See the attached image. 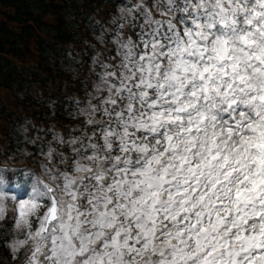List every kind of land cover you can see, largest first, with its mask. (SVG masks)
<instances>
[{
    "label": "snow or ice",
    "instance_id": "6c2138e0",
    "mask_svg": "<svg viewBox=\"0 0 264 264\" xmlns=\"http://www.w3.org/2000/svg\"><path fill=\"white\" fill-rule=\"evenodd\" d=\"M97 39L83 123L29 188L0 168L13 259L264 264V0H136Z\"/></svg>",
    "mask_w": 264,
    "mask_h": 264
},
{
    "label": "trees",
    "instance_id": "16d2710c",
    "mask_svg": "<svg viewBox=\"0 0 264 264\" xmlns=\"http://www.w3.org/2000/svg\"><path fill=\"white\" fill-rule=\"evenodd\" d=\"M106 2L107 0H62L60 4H54L53 0H51L48 4L44 0H5V5L12 3L16 7V19L21 22L27 23L28 20L33 19L38 23L35 10L43 12L46 9H50L55 15L56 25L46 27V33L50 38L47 43L37 40L39 50L41 51L39 63L45 72L43 75L28 74L27 76L19 75L15 72L9 59V54L22 55L23 52L21 51H27L29 39L35 38L34 29L26 24L21 30L20 35L16 37L8 32L4 26H0V86L11 87L18 93V103L21 106H35V115L40 120L47 122L53 119L50 116L52 114L56 115L58 110L64 108L59 104L53 106L49 101L50 98L63 97L64 89L62 87L58 95H55L50 90L56 80L59 77H66L69 80L85 82L82 81V78L78 79V73L75 69L76 65H74L75 62L68 59L65 51L59 45L71 38L75 37L77 39L76 34L70 30L71 28L80 26L86 27L85 29L87 30L78 41L80 45L96 40L100 29L91 20V14L88 10L95 11ZM92 58V54L84 58L85 64L88 67H91L93 64ZM37 82L43 84L49 96L47 101L42 100L40 96L34 98L33 85ZM2 110L0 105V112ZM8 258H11L10 255ZM0 264L4 263L0 260Z\"/></svg>",
    "mask_w": 264,
    "mask_h": 264
},
{
    "label": "rangeland",
    "instance_id": "374dc122",
    "mask_svg": "<svg viewBox=\"0 0 264 264\" xmlns=\"http://www.w3.org/2000/svg\"><path fill=\"white\" fill-rule=\"evenodd\" d=\"M123 7H118L116 9V13L113 16H116L119 14L120 9ZM92 91V88L90 89L89 92ZM72 115H74V113H70ZM83 117V116H81ZM85 119V117H83ZM22 127H24V125H21ZM43 128H39L41 129L39 132H30L28 131L27 128H21V138L19 140H17V138H15V142H14V150L13 153H10L9 158H22L25 156H34L33 153L35 151H37V156H39L38 152L39 149L37 146H35V149H32V151H30L29 153H27V151L25 150V143L29 142L28 145H32L35 144L39 145L40 143H44L47 140H51L52 137L47 138L46 136H44L43 134ZM19 131V130H18ZM20 135V133H19ZM37 136L40 137L39 140H37ZM12 140V138H10ZM41 157V156H39ZM10 186L11 187H16V186H20L22 188H29L30 187V180H29V176L28 178H14L12 180H10ZM12 223H8L5 221L4 218L0 217V256L4 255L5 253H9L12 256V253L10 251V243L15 235L13 228L11 227Z\"/></svg>",
    "mask_w": 264,
    "mask_h": 264
}]
</instances>
